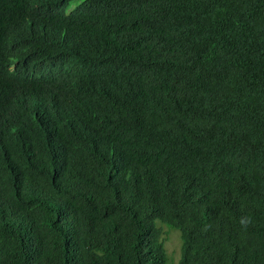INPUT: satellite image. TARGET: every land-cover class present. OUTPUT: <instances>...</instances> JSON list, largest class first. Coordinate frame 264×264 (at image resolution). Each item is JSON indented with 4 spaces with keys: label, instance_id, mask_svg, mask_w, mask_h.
<instances>
[{
    "label": "trees",
    "instance_id": "trees-1",
    "mask_svg": "<svg viewBox=\"0 0 264 264\" xmlns=\"http://www.w3.org/2000/svg\"><path fill=\"white\" fill-rule=\"evenodd\" d=\"M162 224L264 264V0H0V264H167Z\"/></svg>",
    "mask_w": 264,
    "mask_h": 264
},
{
    "label": "rangeland",
    "instance_id": "rangeland-1",
    "mask_svg": "<svg viewBox=\"0 0 264 264\" xmlns=\"http://www.w3.org/2000/svg\"><path fill=\"white\" fill-rule=\"evenodd\" d=\"M73 5L74 3L69 5L68 11ZM167 226L165 224L162 225L164 232V245L168 253V264H179L181 238L177 230L170 229Z\"/></svg>",
    "mask_w": 264,
    "mask_h": 264
},
{
    "label": "clouds",
    "instance_id": "clouds-1",
    "mask_svg": "<svg viewBox=\"0 0 264 264\" xmlns=\"http://www.w3.org/2000/svg\"><path fill=\"white\" fill-rule=\"evenodd\" d=\"M251 222V220H250V217L249 218H241L240 219V223H241V225L242 226H247L249 223ZM163 225V224H162ZM167 226V225H166ZM167 227H169V226H167ZM163 230V229H162ZM178 233H179V235H180V232L178 231ZM181 238V237H180ZM163 239H164V232H163ZM181 243H182V241H181ZM165 246V245H164ZM166 252H167V250H166ZM167 255H168V253H167ZM180 257H181V247H180ZM168 264V263H167Z\"/></svg>",
    "mask_w": 264,
    "mask_h": 264
}]
</instances>
